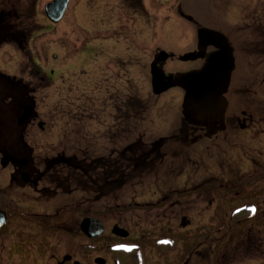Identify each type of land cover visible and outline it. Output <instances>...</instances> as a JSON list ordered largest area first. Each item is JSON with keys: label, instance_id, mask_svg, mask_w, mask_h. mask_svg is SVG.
<instances>
[{"label": "rangeland", "instance_id": "rangeland-1", "mask_svg": "<svg viewBox=\"0 0 264 264\" xmlns=\"http://www.w3.org/2000/svg\"><path fill=\"white\" fill-rule=\"evenodd\" d=\"M50 1L0 0V12L10 13L7 24L28 34L23 47L0 45V72L29 86L35 117L27 122L23 137L30 149L25 151L27 156L38 165L69 157L87 163L98 157L113 161L130 144L146 147L176 135L182 124L183 91L173 87L155 96L150 64L154 54L165 51L169 58L161 63L163 75L198 69L202 60L179 59L196 51L198 27L222 32L234 48L230 98L235 97L236 88H263L256 84L264 75V0H141L140 6L128 0H70L56 25L44 14V5ZM240 101L239 95L232 100L236 107ZM159 150L160 158L151 161L140 180L110 196L88 188L41 197L32 189L9 186L12 166L0 164V205L12 199L27 202L23 205L29 211L19 207L11 213L9 221L14 226L25 220L20 210L49 213L58 222L76 225L84 217L98 218L105 233L97 240L76 235L78 227L73 225L71 253L84 264H96L94 259L99 256L107 264H112V258H122L123 264H181L189 255L187 245L193 243L202 256L191 254L190 264H208L213 237L217 264H264V214L241 213L239 220L232 212L235 205L255 200L260 210L262 198L212 193L209 181L228 170L229 163L233 174L257 170L264 163L258 141L251 145L242 137L232 143L221 139H203L197 144L168 141ZM58 169L48 172L40 186L51 187L55 171L64 177L66 171ZM261 184L264 188V181ZM182 217L189 227H180ZM114 223L129 229L131 238L139 237L145 249L130 257L106 251L110 244H118L107 237ZM161 236L170 237L171 245H154ZM56 241H61L58 235ZM84 242L87 250L81 251Z\"/></svg>", "mask_w": 264, "mask_h": 264}, {"label": "flooded vegetation", "instance_id": "flooded-vegetation-1", "mask_svg": "<svg viewBox=\"0 0 264 264\" xmlns=\"http://www.w3.org/2000/svg\"><path fill=\"white\" fill-rule=\"evenodd\" d=\"M128 1H133V0H128ZM9 14L10 13L6 12L5 10L4 12L3 11L0 12V25L2 23L1 22L2 19L5 20L6 26L9 25V23L7 24L6 21L7 18L10 17ZM211 50H213V48L209 47L204 53ZM195 52L196 51H191L188 52V54L194 55L196 54ZM154 57H153V61H154ZM198 60H202L203 62L204 59L202 57H199L196 58L194 61H198ZM158 66L160 67L161 63H158ZM53 73L54 71L51 70L50 74L52 75ZM262 76L263 77L261 78L262 80L260 81V83L256 84L257 86L261 84V87H263L262 90L260 91L258 90L254 91L253 88L248 89V85H246V89L245 88L235 89L234 91L235 97L237 95L241 97L240 105L236 107L234 102H232V100H234L235 97L230 98V95L232 93V89H231L232 75H231L230 84L227 93L225 95L228 105L226 108V112L224 114L223 124L216 125L217 130L213 135L207 136L206 134L207 131L203 127L185 125L182 122L176 135H174L173 137L171 136L165 137L166 142L169 141V143L179 142L181 144H187V143L197 144L199 141L203 139H207V140L221 139L223 143H232L233 139L237 137H242L244 141H247V145H251L254 141L257 140L262 150L259 152H264V75ZM245 82L248 83L250 82V80L247 79ZM254 86L255 84L251 83V87ZM257 94L259 95L256 97ZM16 127L21 132L25 131V128L21 130L20 128H18V126ZM14 133L18 134L19 131L16 132L15 130ZM16 137H18V135H16ZM12 144L17 146V148L19 146H20L19 148H22V145H20L19 140L13 141ZM125 149H127V147H125L123 151H125ZM23 157L27 158V162L25 163V165L11 164L13 172L10 174V177L8 179L9 186L21 190L32 189L35 193H37L38 196L41 197L46 196L47 194H53V196H56L57 192L68 193L71 191L75 192L78 190L87 191L89 188L84 185L85 180L77 179L76 182L73 183L71 177L74 176V178H77L79 176V173H83V172L86 173L87 165L90 162L87 163L83 159L78 160L76 158L62 159V160L50 159V160H44L42 164L38 165L37 163H35L34 160L29 159L28 156L23 155ZM20 159H22V157L18 158V160ZM250 161H252V159ZM101 163H104V161H102ZM254 163L256 165L258 164L256 162ZM81 165H83L84 168L81 167ZM258 166L259 168L257 170L252 169L250 171H246V173L243 172L244 174L238 173L236 171L235 172L236 174H233L235 169L233 165L229 163L228 165L229 171L225 170L223 173H221L220 177L217 176L210 177L209 181L212 182L211 185H213L212 193H217V192L229 193V194L232 193L233 196L235 197L239 196V198L241 196V193L249 196L257 195V198L260 199L262 198L261 203L264 204V199H263L264 188L260 186L262 181H264V168L261 167L264 166V163L262 162V165L260 166L258 164ZM61 167L66 171L64 177H61L62 175L59 174L60 172L57 173V171H55V176L52 177L53 180H50L49 182V185L55 189L54 192L52 191V188L49 186L48 187L40 186L41 183L46 182V178H47L46 175H48V172L53 173V170H55V168L56 169L59 168L58 170L61 171L60 170ZM196 186H198L199 189L201 187V184ZM244 191L246 193H244ZM255 201L254 202L250 201V203L247 202L246 204L241 203L240 205H235L233 210H240V212L242 211L245 213L250 212L251 215L255 217L258 213L260 212L262 213L264 211V205L259 210L256 207ZM211 203L212 202H210L209 205ZM23 204H27V202L26 201L17 202L14 199H12L11 202L8 201V204L5 203L4 205H0V210L6 213V222L0 227V250H1L0 264H76V263L84 264L81 261V259L75 258L71 253L72 252L71 234L74 230L73 225L78 227V230L75 231L76 235H81L82 237L88 239L79 230V223L76 225V224H68L67 222L66 223L58 222L56 215L50 216L49 213H41L34 211L25 212L24 210H20L19 214L25 220L19 222L18 225L14 226L9 221L10 215L15 210L20 209L19 207L27 210V207ZM211 221H215V217ZM100 222L102 223V221ZM114 225L122 227L118 223H114L113 226ZM180 225H182L183 227L190 226L189 223L186 224L184 222V217H182L180 221ZM103 227H104V231L102 235H100L98 238L104 236L105 226L103 225ZM124 229H126L129 232V236H127L126 238H122V237L119 238V236L112 234L110 231L111 229L109 230L110 234L107 237L114 242H121L120 244H123V242L127 243V241L130 240L134 241V243L135 242L140 243L139 237L131 238L130 230L127 228ZM57 235L61 240L59 241V243H57L56 241ZM213 238L214 239L211 240L210 237L212 247L210 249V256H209L210 259L208 260V264H217L215 258L216 257L215 245H217V241H216V237ZM194 244L195 243L187 245V249L185 253H189V255L185 257V259L181 264H190V255L193 253H197L199 259H201L202 256L201 250L200 248L197 249L195 247L196 245ZM203 245L204 244L202 243V245L200 244L199 247ZM80 247H81L80 248L81 251L87 250V242H84ZM105 250L108 251L107 248H105ZM130 256L131 255H129L128 257ZM98 258L103 260L102 264L108 263V261L105 262L106 260L100 256L95 259ZM132 259H134V257ZM132 259L131 261L133 262ZM111 261L112 264H123L122 258L121 259L119 258L118 260H116V258H112Z\"/></svg>", "mask_w": 264, "mask_h": 264}, {"label": "water", "instance_id": "water-1", "mask_svg": "<svg viewBox=\"0 0 264 264\" xmlns=\"http://www.w3.org/2000/svg\"><path fill=\"white\" fill-rule=\"evenodd\" d=\"M69 0H51L44 6L45 16L53 23L59 22L66 10ZM180 15L188 21H193L189 15L180 12ZM197 52L194 56L184 55L182 60L202 57L204 62L199 69H193L187 72H179L173 75H163L162 69L158 63L167 60L169 55L165 51L156 54L155 61L150 64V83L154 95H160L168 89L179 87L184 91L181 113L183 120L194 126L206 128L207 136L215 133L216 125L223 124L224 113L227 108V93L231 74L234 71L233 47L226 35L222 32L208 28L198 27ZM214 50L204 53L208 47ZM34 104L24 105L16 118L18 126H25L27 122L35 116ZM27 158H18L4 154L0 159L2 167L9 163L25 165ZM264 213V212H263ZM6 221V213L0 210V226ZM80 230L89 238L97 237L101 233L103 226L97 219L84 218L79 224ZM119 237H127L128 232L118 226H113L110 230ZM96 263H103L101 259H95ZM77 264V263H76Z\"/></svg>", "mask_w": 264, "mask_h": 264}, {"label": "trees", "instance_id": "trees-1", "mask_svg": "<svg viewBox=\"0 0 264 264\" xmlns=\"http://www.w3.org/2000/svg\"><path fill=\"white\" fill-rule=\"evenodd\" d=\"M27 40L28 34L17 29L16 25L6 26V23H1L0 45L17 43L23 47ZM28 89V85L0 73V152L4 154L22 156L20 155L21 150L24 149V155H27L25 152V150L28 151L27 145L22 140L20 130L17 129L14 121L21 107L31 100L28 96ZM15 130L19 133L15 134ZM16 140L20 141L22 148H19L20 146L17 148L12 144ZM165 142L166 139H161L146 147L144 144L133 143L125 151L118 153L113 161L109 157L95 158L87 165L86 173H79L77 178L72 176L71 180L73 183L77 179L85 180L89 190L93 193L110 196L111 193H116L132 181L139 180L142 172L148 169V165L151 166V161L158 156L160 158L159 149ZM54 159L62 160L63 158ZM102 161L104 163H101ZM81 167L84 168L83 165Z\"/></svg>", "mask_w": 264, "mask_h": 264}]
</instances>
